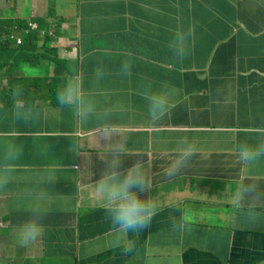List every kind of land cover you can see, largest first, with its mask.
I'll list each match as a JSON object with an SVG mask.
<instances>
[{"label":"crops","instance_id":"1","mask_svg":"<svg viewBox=\"0 0 264 264\" xmlns=\"http://www.w3.org/2000/svg\"><path fill=\"white\" fill-rule=\"evenodd\" d=\"M28 21L54 35L69 83L110 114L122 167L144 160L151 189L139 196L156 215L128 234L134 246L124 254L94 192L110 151L95 119L82 121L78 106L0 102V157L21 152L0 168L12 173L0 191V264H264V218L246 222L232 195L247 180L264 189V160L249 167L235 153L264 130V0H0V34ZM147 89L172 101L158 125L147 117ZM182 136L198 152L169 179ZM33 210L47 213L44 233L23 248L14 229Z\"/></svg>","mask_w":264,"mask_h":264},{"label":"clouds","instance_id":"2","mask_svg":"<svg viewBox=\"0 0 264 264\" xmlns=\"http://www.w3.org/2000/svg\"><path fill=\"white\" fill-rule=\"evenodd\" d=\"M12 24L10 23V27H12ZM32 24L33 28L28 34H35L37 36L38 51L45 50L46 47L55 50L51 46V38H49V36L54 35L50 34L47 30L40 29L36 22H27V26ZM14 27L12 30H7L3 34H0L2 35L1 38H9L14 32L20 33L26 25ZM22 41L23 35L15 43L19 45ZM44 45L46 47H43ZM173 52L176 56L181 55L178 48H174ZM42 55L48 57L45 66L40 69L37 67L27 68L44 71L46 67H53L55 71L49 75L51 77L56 75L59 78L58 84H61L63 81V61L58 60V62L49 63V60L56 58V50L54 53L46 51V54ZM121 69L122 75H131V66L127 62L122 64ZM3 80L6 81L5 85L2 84ZM6 85L7 79L0 77V87ZM8 97V95L2 93L0 90V102L3 104L13 105L20 102L26 105L23 101L11 102ZM143 97L148 120L152 124L158 125L166 118L171 109L172 101L170 96L162 89H147L144 91ZM37 102L45 103L41 100H37L35 103ZM56 102L58 105L46 104L66 108L78 106L82 121L87 122L89 119H95V128L99 141L104 140L109 142L107 146L110 148V151L105 158L106 168L101 173L100 179L93 184V187L97 201L101 208L105 210V220L111 225L110 229L115 234L113 245L115 247L122 246L123 253L127 254L132 250L134 243L131 240L125 242V238L128 237L129 233H138L148 228L153 217L156 215V206L153 200L151 198L146 200L141 199L139 196V193H144L151 189V177L145 162L143 159L137 158L130 167H122L126 153L121 150L119 135L114 131L117 125L111 122L109 113L106 111L98 112L95 102L91 100L86 101L83 95L79 94L72 84L66 83L62 89L57 91ZM17 118L21 119L22 115H18ZM256 135L260 139L255 143L251 142L248 138H244L240 139L235 146L237 159L241 164L249 167H253L259 161L264 160V130L257 132ZM175 152V157L164 168V173L169 179L177 176L188 165L191 157L198 152V146L187 136L178 137ZM20 154V150L15 146L5 150L2 157H0V161H2L0 168H13ZM11 182L12 173L0 170V191L6 190ZM232 195L233 199L237 200L238 206L244 208L243 218L246 222L255 224L264 218V189L261 188L257 181L247 180L234 185ZM246 200L248 201V206L244 207ZM253 204L256 206H253ZM46 215L45 211L33 210L22 223L15 227V243L23 248L38 245L44 233ZM4 226V221L0 219V227Z\"/></svg>","mask_w":264,"mask_h":264},{"label":"trees","instance_id":"3","mask_svg":"<svg viewBox=\"0 0 264 264\" xmlns=\"http://www.w3.org/2000/svg\"><path fill=\"white\" fill-rule=\"evenodd\" d=\"M9 32V31H8ZM7 32V33H8ZM0 35V77L7 79V85L0 87L2 93L13 97V102L23 101L29 105L41 100L45 103L58 105L56 93L69 83L70 76L64 67L62 68V78L64 84H58L59 78L46 74L41 77L26 76L27 67L41 68L46 65L48 57L36 54L38 52V38L35 34H23V43L17 45L10 41L8 37L1 38ZM43 47H46L44 45ZM49 53H54L53 48L46 47ZM58 62L56 58L49 60V63ZM41 64V65H40ZM40 65V66H38ZM45 93L40 94V92Z\"/></svg>","mask_w":264,"mask_h":264},{"label":"bare ground","instance_id":"4","mask_svg":"<svg viewBox=\"0 0 264 264\" xmlns=\"http://www.w3.org/2000/svg\"><path fill=\"white\" fill-rule=\"evenodd\" d=\"M30 22L35 23V21H30ZM32 28H33V24L28 25V26L24 27V29H22V31H20V33L14 32L12 34V36L9 37L8 39L15 42L18 38H21V36L23 34L27 35ZM21 43H23V41ZM44 71H46V74H51V73H54L55 70L53 68V71H52L51 67H46Z\"/></svg>","mask_w":264,"mask_h":264},{"label":"rangeland","instance_id":"5","mask_svg":"<svg viewBox=\"0 0 264 264\" xmlns=\"http://www.w3.org/2000/svg\"><path fill=\"white\" fill-rule=\"evenodd\" d=\"M41 72L42 71H40V70H35V69H30V68H26V70H25V73L27 76H34V77L38 76ZM44 75H46V71H43L41 77ZM42 93H45V91L40 92V94H42Z\"/></svg>","mask_w":264,"mask_h":264}]
</instances>
